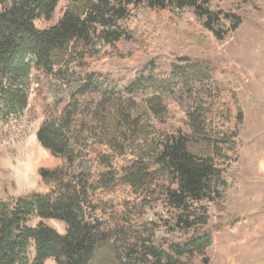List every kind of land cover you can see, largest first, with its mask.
Returning a JSON list of instances; mask_svg holds the SVG:
<instances>
[{
    "label": "trees",
    "instance_id": "obj_1",
    "mask_svg": "<svg viewBox=\"0 0 264 264\" xmlns=\"http://www.w3.org/2000/svg\"><path fill=\"white\" fill-rule=\"evenodd\" d=\"M61 1L0 0V109L25 110L29 77L41 73L36 138L56 159L38 170L48 192L0 195V264H213L207 226L239 193L226 180L227 154L242 144L244 111L237 107L231 133L211 136L214 98L192 74L200 62L160 53L137 67L98 61L129 57L127 43L155 47L157 36L133 22L147 12L189 16L218 44L241 16L223 0H66L58 21L38 29ZM186 40L202 48L207 37ZM207 140L226 150L222 160L190 149Z\"/></svg>",
    "mask_w": 264,
    "mask_h": 264
},
{
    "label": "rangeland",
    "instance_id": "obj_2",
    "mask_svg": "<svg viewBox=\"0 0 264 264\" xmlns=\"http://www.w3.org/2000/svg\"><path fill=\"white\" fill-rule=\"evenodd\" d=\"M65 2L62 0L58 4L51 20L40 18L35 21V26L44 29L55 24ZM221 8L233 10L242 18L238 30L223 44L215 42L212 34L189 16L179 20L168 11H152L133 22L157 36L155 47L145 53L127 43L126 46L134 50L129 57L103 58L98 63L137 67L159 53L171 59L187 57L200 62L205 69L192 74L206 80L214 98L212 103L210 101L212 116L207 120L211 136L216 131L226 135L231 133L235 128L237 107L242 108L245 117L239 132L242 144L235 146L237 156L231 157L232 152L227 154L234 172L226 177L227 181L238 182L239 193L226 204L221 217L207 227L216 241L213 264H264V0H223ZM189 33H203L207 42L197 48L186 40ZM118 47L122 48V45L118 44ZM64 56L54 58V69L59 67ZM39 77L41 73L35 70L29 77L25 110L13 114L0 109V195L3 196L18 197L49 191L38 170L54 165L56 159L41 147L36 138L45 106L37 93L35 82ZM190 149L217 160H222L226 154L224 148L215 149L208 140L195 143ZM34 153L40 156L38 164L34 162ZM27 169H31L32 175L27 184H23L19 175ZM46 223L63 232L61 223L53 220ZM101 253L102 249L96 257ZM32 254L30 246L29 255ZM46 264L55 263L49 259Z\"/></svg>",
    "mask_w": 264,
    "mask_h": 264
},
{
    "label": "bare ground",
    "instance_id": "obj_3",
    "mask_svg": "<svg viewBox=\"0 0 264 264\" xmlns=\"http://www.w3.org/2000/svg\"><path fill=\"white\" fill-rule=\"evenodd\" d=\"M33 158H34V162L35 164L40 163V156L39 154L36 155L35 153L32 154ZM31 169H27L25 171V173H22L21 175H19L20 180L23 182V184H27L28 180H30L31 177Z\"/></svg>",
    "mask_w": 264,
    "mask_h": 264
}]
</instances>
